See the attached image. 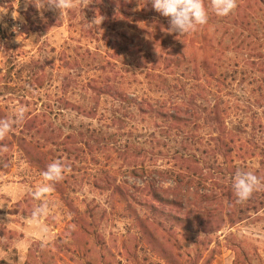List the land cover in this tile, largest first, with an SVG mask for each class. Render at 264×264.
I'll list each match as a JSON object with an SVG mask.
<instances>
[{"label": "rangeland", "instance_id": "obj_1", "mask_svg": "<svg viewBox=\"0 0 264 264\" xmlns=\"http://www.w3.org/2000/svg\"><path fill=\"white\" fill-rule=\"evenodd\" d=\"M237 4L178 36L151 0H0V119L27 109L0 141V264H264V188L232 186L264 182V0Z\"/></svg>", "mask_w": 264, "mask_h": 264}, {"label": "clouds", "instance_id": "obj_2", "mask_svg": "<svg viewBox=\"0 0 264 264\" xmlns=\"http://www.w3.org/2000/svg\"><path fill=\"white\" fill-rule=\"evenodd\" d=\"M29 2L37 9L48 8L57 10L60 14L78 6L86 8L90 4V0H29ZM151 3L157 12L169 18L166 31L168 34L187 35L208 22L205 0H151ZM237 6V0H210L211 10L221 17L229 15ZM15 16L16 14L13 13L14 18ZM95 23L96 19L90 24ZM26 111L24 106H18L11 118L0 119V141L5 139L15 125L23 122ZM66 170L65 164L59 159L48 164L42 173L44 182L36 187L32 193L33 197L36 200H42L51 194L55 183L64 178ZM232 186L237 199L243 202L251 198L255 191L264 188V182L251 171L237 170ZM45 213L46 206L42 205L34 210L33 216H42Z\"/></svg>", "mask_w": 264, "mask_h": 264}]
</instances>
